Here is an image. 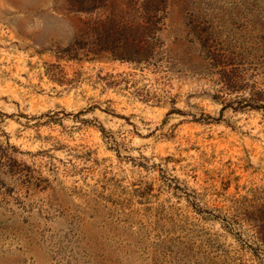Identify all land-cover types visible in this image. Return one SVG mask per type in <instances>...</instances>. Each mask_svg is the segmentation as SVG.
Returning a JSON list of instances; mask_svg holds the SVG:
<instances>
[{
  "label": "rangeland",
  "instance_id": "1",
  "mask_svg": "<svg viewBox=\"0 0 264 264\" xmlns=\"http://www.w3.org/2000/svg\"><path fill=\"white\" fill-rule=\"evenodd\" d=\"M155 1L136 63L91 59L76 0H0V264H264V111L193 42L263 54L264 0Z\"/></svg>",
  "mask_w": 264,
  "mask_h": 264
},
{
  "label": "trees",
  "instance_id": "2",
  "mask_svg": "<svg viewBox=\"0 0 264 264\" xmlns=\"http://www.w3.org/2000/svg\"><path fill=\"white\" fill-rule=\"evenodd\" d=\"M89 1L76 0L72 7L77 12L95 15L88 24L91 40L87 51L92 54L91 59L110 57L141 63L157 56V33L162 30L159 24L164 21V16L157 17L159 7L155 6V0L144 2L145 13H141V17H132L129 12L115 13L114 10L109 14L106 11L96 12L99 6H89ZM107 1L100 0L97 3L106 10L110 7ZM193 42L199 45V55L207 62L206 67L219 75L217 81L221 84L222 92L232 94L249 91V95H237L231 100H227L224 94H214L215 98L222 100L223 111L227 108L264 111V87L259 85L263 82L256 80L258 75L264 78V53L235 52L223 47L221 42L216 43L214 38L198 33ZM245 64L251 67H244ZM249 69L253 70L252 78L246 76Z\"/></svg>",
  "mask_w": 264,
  "mask_h": 264
}]
</instances>
